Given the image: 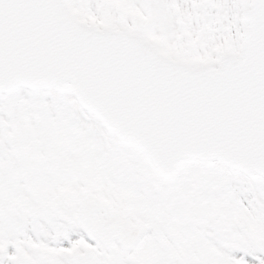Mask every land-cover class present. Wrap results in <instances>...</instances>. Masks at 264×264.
I'll list each match as a JSON object with an SVG mask.
<instances>
[{
  "label": "snow or ice",
  "instance_id": "obj_1",
  "mask_svg": "<svg viewBox=\"0 0 264 264\" xmlns=\"http://www.w3.org/2000/svg\"><path fill=\"white\" fill-rule=\"evenodd\" d=\"M0 264H264V0H0Z\"/></svg>",
  "mask_w": 264,
  "mask_h": 264
}]
</instances>
